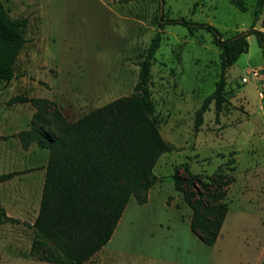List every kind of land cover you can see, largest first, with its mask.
Segmentation results:
<instances>
[{
	"label": "rangeland",
	"instance_id": "rangeland-1",
	"mask_svg": "<svg viewBox=\"0 0 264 264\" xmlns=\"http://www.w3.org/2000/svg\"><path fill=\"white\" fill-rule=\"evenodd\" d=\"M1 1L11 18L26 17L29 24L16 75L0 82V136L6 138L0 140V176L25 172L0 183V208L25 222L0 225V264H49L30 257L33 231L26 225L39 212L37 181L49 151L20 147L13 136L29 129L35 109L9 101L46 98L68 122H76L133 94L138 64L157 33L152 117L172 150L155 166L158 181L148 204L131 198L111 240L85 264H264V98L259 97L264 57L257 37L248 36V52L227 71L232 95L223 111L217 117L211 105L196 130V112L220 79L221 52L206 31L191 33L182 25L160 30L156 22L158 15L185 18L212 25L227 39L253 27L264 32V6L256 13L257 0H243L246 12L231 0ZM253 71L259 79L252 78ZM184 165L202 179L219 168L235 178L227 193L229 211L212 247L192 233V211L175 190L172 176L179 169L185 177Z\"/></svg>",
	"mask_w": 264,
	"mask_h": 264
},
{
	"label": "trees",
	"instance_id": "trees-1",
	"mask_svg": "<svg viewBox=\"0 0 264 264\" xmlns=\"http://www.w3.org/2000/svg\"><path fill=\"white\" fill-rule=\"evenodd\" d=\"M231 3L240 11H247L243 0ZM263 6L264 0H257L256 13ZM156 22L160 30L182 25L191 33L206 31L221 52L216 89L204 99L195 115L198 130L211 105L218 117L231 97L226 89V74L248 52L249 35H256L264 57V32L253 27L224 39L209 24L163 15H158ZM28 24L26 17L11 18L0 0V82H10L16 75L15 64L27 42ZM160 44L161 36L157 33L146 57L138 64L140 73L132 95L97 108L76 122H68L57 105L46 98L16 96L9 101V104L28 103L35 109L29 129L13 137L19 139L24 150L35 145L49 151L39 212L32 224H26L33 231L30 257L35 261L87 263L111 240L130 199L135 198L139 205L148 202L149 191L158 181L155 166L163 154L172 150L152 117L151 67ZM52 125L55 129H50ZM2 139L6 138L0 136ZM23 173L1 175L0 183ZM184 173L182 177L177 169L173 174L175 190L192 211V233L212 247L229 211L227 193L235 178L223 168L205 179L193 174L188 165H184ZM5 223L25 224L1 207L0 225Z\"/></svg>",
	"mask_w": 264,
	"mask_h": 264
},
{
	"label": "crops",
	"instance_id": "crops-1",
	"mask_svg": "<svg viewBox=\"0 0 264 264\" xmlns=\"http://www.w3.org/2000/svg\"><path fill=\"white\" fill-rule=\"evenodd\" d=\"M34 114V113H33ZM1 135V134H0ZM35 145H33V146H31L28 150H30V149H32L33 147H34ZM20 147H21V143H20ZM27 151V150H26ZM34 169H36L35 167H34ZM46 167H41V170L43 171V173H42V177L41 178H39L38 179V181H37V186H38V184H39V190H38V194H39V198H40V200H41V195H42V190H43V186H44V180H45V172H46ZM35 171H33L32 173H34ZM15 178V177H14ZM10 180H12V179H10ZM10 180H8V181H10ZM41 180V181H40ZM40 182V183H39ZM38 188V187H37ZM42 188V189H41ZM24 196V195H23ZM22 196V198H24ZM149 200H150V198H148V202H149ZM148 202L146 203V204H148ZM145 204V205H146ZM4 208V207H3ZM127 208V207H126ZM6 210V212H7V214L9 215V216H11L10 215V212L7 210V209H5ZM126 210V209H125ZM125 212V211H124ZM123 216V215H122ZM12 217V216H11ZM14 218V217H13ZM122 218V217H121ZM121 220V219H120ZM119 224H120V221H119ZM118 224V225H119Z\"/></svg>",
	"mask_w": 264,
	"mask_h": 264
},
{
	"label": "built area",
	"instance_id": "built-area-1",
	"mask_svg": "<svg viewBox=\"0 0 264 264\" xmlns=\"http://www.w3.org/2000/svg\"><path fill=\"white\" fill-rule=\"evenodd\" d=\"M259 77H260V76H259V73H258L257 71H253V72H252V78H254V79H259ZM243 81H244V82H248V79H247V78H244ZM260 81H261L262 83H264V76H261V77H260ZM259 97L262 98V99L264 98V90H263V89H262V91L259 92Z\"/></svg>",
	"mask_w": 264,
	"mask_h": 264
}]
</instances>
